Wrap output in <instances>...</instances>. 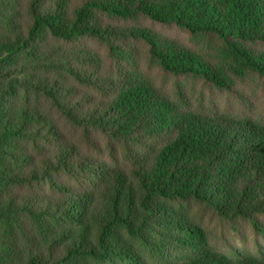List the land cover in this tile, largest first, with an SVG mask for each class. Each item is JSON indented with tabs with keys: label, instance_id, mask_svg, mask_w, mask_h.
Masks as SVG:
<instances>
[{
	"label": "trees",
	"instance_id": "16d2710c",
	"mask_svg": "<svg viewBox=\"0 0 264 264\" xmlns=\"http://www.w3.org/2000/svg\"><path fill=\"white\" fill-rule=\"evenodd\" d=\"M103 16L173 24L192 46ZM46 35L96 39L112 72L87 49L46 58ZM124 39L142 43L166 84L139 68V50H124ZM68 77L100 96L79 95ZM261 81L264 0H0V264H149L121 230L150 241L160 264H264V254L219 251L174 206L191 200L254 220L264 237ZM43 104L86 142L103 135L130 167L81 156Z\"/></svg>",
	"mask_w": 264,
	"mask_h": 264
},
{
	"label": "rangeland",
	"instance_id": "374dc122",
	"mask_svg": "<svg viewBox=\"0 0 264 264\" xmlns=\"http://www.w3.org/2000/svg\"><path fill=\"white\" fill-rule=\"evenodd\" d=\"M23 2V0H22ZM21 7V3L17 4ZM102 21L110 25L117 26H144L152 31L158 33L162 37L169 38L184 46L191 47L192 42L189 39V35L183 30L177 28L173 24H163L153 21L148 18H135L123 20L120 18H113L109 16H103ZM119 44L124 50H132L137 48L139 50V58L137 59L139 68L147 75H150L157 83H167V77L162 76L161 72L150 64L145 54V49L142 43L139 41H133L124 39ZM39 53L44 55L48 59H54V61L64 60V58L70 57L72 53H75L78 49H87L97 55L101 59V68L103 72H112V62L107 54L105 45L97 41L96 39L89 37H80L78 40L71 42H64L56 39L50 35H46L43 40L38 44ZM74 86L79 95L91 97L96 100L100 94L96 90H89L73 82L69 77L64 81ZM231 103H235L236 99H230ZM256 104L264 112V81L259 83L257 88ZM225 103V101L223 102ZM89 103L86 104L88 106ZM42 111L52 118L59 136L65 143H71L75 145L81 156L87 157L90 160L104 161L109 165H117L124 168H129V161L125 159L123 153L118 149L116 155L112 154V150L107 148L106 138L93 132L90 136V141L86 142L82 139L81 130L69 124L59 113L43 104ZM64 183H69L76 187V182L72 181L67 176H57ZM47 189V186H46ZM38 192V190H35ZM46 194H50L49 192ZM174 206L179 208L194 222L200 224L207 233L209 242L224 253L234 252H249L252 254H264V237L254 227V220L244 219H227L215 212L214 210L206 207L203 204L194 201H182L175 202ZM258 224L264 226V214L256 216ZM124 244L130 249L135 257L139 261H144L149 264H160L162 260L158 253L155 251L154 246L150 241L133 236L121 230ZM157 238L159 235L154 233ZM164 242V239L161 240ZM94 264H123L121 261L105 260L93 262Z\"/></svg>",
	"mask_w": 264,
	"mask_h": 264
}]
</instances>
